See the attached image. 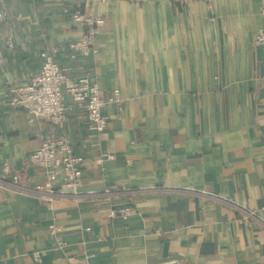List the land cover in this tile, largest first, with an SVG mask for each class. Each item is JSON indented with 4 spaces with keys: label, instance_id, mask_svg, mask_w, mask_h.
Returning <instances> with one entry per match:
<instances>
[{
    "label": "crops",
    "instance_id": "crops-1",
    "mask_svg": "<svg viewBox=\"0 0 264 264\" xmlns=\"http://www.w3.org/2000/svg\"><path fill=\"white\" fill-rule=\"evenodd\" d=\"M264 0H4L0 5V169L28 186L46 180L32 155L48 134L85 158L84 198L53 210L0 188V264H264ZM102 16L96 55L72 58V10ZM48 51L103 98L107 128L72 108L62 129L7 97ZM68 106H73L71 100ZM105 155H113L108 159ZM106 189L109 199L99 196ZM130 206L126 219L112 208ZM59 229L57 235L51 228ZM89 229V230H87ZM62 243V244H60ZM38 253L41 262L36 261Z\"/></svg>",
    "mask_w": 264,
    "mask_h": 264
},
{
    "label": "built area",
    "instance_id": "built-area-1",
    "mask_svg": "<svg viewBox=\"0 0 264 264\" xmlns=\"http://www.w3.org/2000/svg\"><path fill=\"white\" fill-rule=\"evenodd\" d=\"M4 0H0V5ZM97 3H105L107 0H93ZM264 13V6H263ZM3 13L0 11V21ZM72 22L78 26L82 35L80 39L70 43L69 48L72 58L77 55L91 56L98 53L95 39L99 29L104 25L102 16L83 12L80 8L72 10ZM255 45L264 49V29L255 37ZM41 68L34 74L25 86H13L6 96L11 98L15 105L20 106L30 116L31 120H46L62 129L68 121V113L72 108L84 110L90 121V129L96 133H102L107 128V118L103 110L108 103L119 104L121 102L120 90L115 89L108 99L103 98L99 85L90 81L88 77L79 80L71 79L67 75V69L55 61L54 56L44 51L40 55ZM264 82V72L261 76ZM71 100L73 106H68ZM113 159V155H105ZM33 162L45 170L46 180L42 184L28 186L9 165L0 169V188L13 190L29 196L42 199L49 210H53L54 203L58 200L78 201L85 197L83 194V173L85 158L75 153L68 140L54 133L48 134L42 144L32 155ZM114 193L106 189L99 196L109 199ZM225 205H229L237 212V221L240 223H253L264 229L262 220L255 211L245 209L231 201L214 197ZM132 214L130 206L115 207L109 212V217L126 220ZM89 230V229H87ZM60 230L52 227L51 232L57 235ZM62 244V243H60ZM36 261L41 262L40 255L34 254ZM91 255L85 254L82 262L89 264Z\"/></svg>",
    "mask_w": 264,
    "mask_h": 264
}]
</instances>
